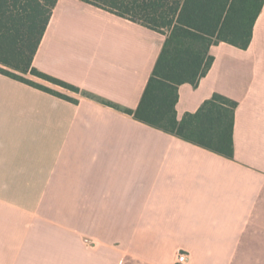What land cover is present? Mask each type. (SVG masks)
<instances>
[{"label": "crops", "instance_id": "0c3cea01", "mask_svg": "<svg viewBox=\"0 0 264 264\" xmlns=\"http://www.w3.org/2000/svg\"><path fill=\"white\" fill-rule=\"evenodd\" d=\"M166 37L59 0L33 67L80 92L0 74V264H264V6L247 49L211 46L179 87V120L238 103L233 158L129 114Z\"/></svg>", "mask_w": 264, "mask_h": 264}, {"label": "trees", "instance_id": "16d2710c", "mask_svg": "<svg viewBox=\"0 0 264 264\" xmlns=\"http://www.w3.org/2000/svg\"><path fill=\"white\" fill-rule=\"evenodd\" d=\"M59 0H0V74L64 99L69 97L26 78L28 74L72 92L80 90L38 71L33 60ZM165 34L166 41L136 120L227 158L234 156L238 106L215 94L196 113L177 117L179 87L197 86L214 58L210 48L225 42L251 43L264 0H81Z\"/></svg>", "mask_w": 264, "mask_h": 264}, {"label": "built area", "instance_id": "2783aa9c", "mask_svg": "<svg viewBox=\"0 0 264 264\" xmlns=\"http://www.w3.org/2000/svg\"><path fill=\"white\" fill-rule=\"evenodd\" d=\"M188 261V255L186 253H179L178 256V263L179 264H184Z\"/></svg>", "mask_w": 264, "mask_h": 264}, {"label": "rangeland", "instance_id": "374dc122", "mask_svg": "<svg viewBox=\"0 0 264 264\" xmlns=\"http://www.w3.org/2000/svg\"><path fill=\"white\" fill-rule=\"evenodd\" d=\"M26 78L29 79V80H31V77H30V76H26ZM35 80H36V79H35ZM35 80H34V81H35ZM31 81H32V80H31ZM36 81H39L38 83H41V84H43V85H44V84H47L46 82H44V81H42V80H40V79H38V80H36Z\"/></svg>", "mask_w": 264, "mask_h": 264}]
</instances>
